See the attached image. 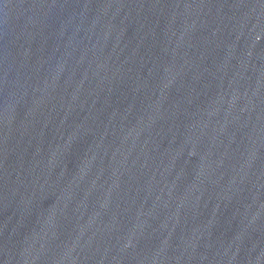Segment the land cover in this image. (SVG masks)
<instances>
[{
    "label": "water",
    "instance_id": "water-1",
    "mask_svg": "<svg viewBox=\"0 0 264 264\" xmlns=\"http://www.w3.org/2000/svg\"><path fill=\"white\" fill-rule=\"evenodd\" d=\"M0 264H264V0H0Z\"/></svg>",
    "mask_w": 264,
    "mask_h": 264
}]
</instances>
